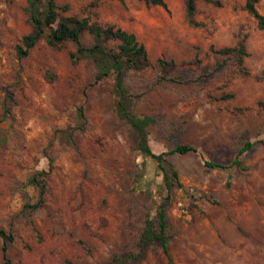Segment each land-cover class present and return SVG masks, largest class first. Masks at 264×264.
Segmentation results:
<instances>
[{"label": "rangeland", "instance_id": "rangeland-1", "mask_svg": "<svg viewBox=\"0 0 264 264\" xmlns=\"http://www.w3.org/2000/svg\"><path fill=\"white\" fill-rule=\"evenodd\" d=\"M54 1L67 5L61 15L135 35L149 65L126 71L124 85L131 111L153 118L150 150L192 147L166 155L178 181L165 209L170 264H264V27L245 0H196L200 26L185 20L183 0ZM24 6L0 0V228L12 235L4 264H168L157 242L139 246L165 189L116 115L112 75L93 81L92 62H73L69 40L40 38L17 56L30 31ZM253 6L264 18V0ZM80 40L91 43L86 32ZM238 42L241 64L217 52ZM245 142L239 165L228 166ZM32 175L44 183L34 208Z\"/></svg>", "mask_w": 264, "mask_h": 264}, {"label": "trees", "instance_id": "trees-1", "mask_svg": "<svg viewBox=\"0 0 264 264\" xmlns=\"http://www.w3.org/2000/svg\"><path fill=\"white\" fill-rule=\"evenodd\" d=\"M122 2V0H118ZM147 4H155L165 7L163 0H143ZM196 0H183L184 17L189 25L200 26L202 23L194 19ZM218 5V0H204ZM255 0H245L243 9L246 10L255 20L257 27H264V18L253 6ZM67 5L58 6L54 0H25L24 12L26 19L30 24V31L22 35L20 44L16 45V54L22 57L27 54L29 48L40 38L52 47H57L63 42L69 40L74 43V50L69 53L70 59L75 62L78 59L85 58L92 62L94 67L93 81H98L105 76L112 75V90L115 97V112L118 118L124 120L135 133V148L143 155L153 159L159 171H161L162 183L165 189V195L158 203L154 218H146L143 227L139 233V246L157 242L167 258L168 264L171 260L166 246V215L165 209L170 198V191L175 184H178L176 171L172 165L167 162L166 155L171 153H185L192 150V147L176 144L173 147L153 153L147 143L146 127L153 122L149 115L137 116L130 109V95L124 85V75L128 70H142L149 65V60L145 48L139 42L132 32H128L119 27L107 23H99L95 20L89 21L85 16L77 17L75 15H61L59 11H65ZM264 11V7H263ZM88 33L91 37V43L85 45L80 38L83 33ZM110 42L114 45H109ZM217 52H232L237 57V63L241 64L242 56L246 54L243 44L238 42L235 47L218 48ZM158 64H164L165 61L156 59ZM171 64L172 61H167ZM79 116L82 117L81 111ZM250 144L245 142L238 148L235 156L229 162L228 166L239 165V155ZM207 167L221 168L218 162L205 161ZM28 182L35 185L38 191L37 201L31 205L34 208L41 202L44 192V183L42 179L32 175ZM0 252L3 261L6 262V249L12 241V235L0 228ZM121 260H116L114 264H119ZM110 264V263H109Z\"/></svg>", "mask_w": 264, "mask_h": 264}]
</instances>
